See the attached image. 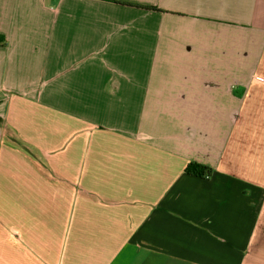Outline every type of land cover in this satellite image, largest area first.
<instances>
[{
    "label": "crops",
    "instance_id": "obj_1",
    "mask_svg": "<svg viewBox=\"0 0 264 264\" xmlns=\"http://www.w3.org/2000/svg\"><path fill=\"white\" fill-rule=\"evenodd\" d=\"M0 264H264V0H0Z\"/></svg>",
    "mask_w": 264,
    "mask_h": 264
},
{
    "label": "trees",
    "instance_id": "obj_2",
    "mask_svg": "<svg viewBox=\"0 0 264 264\" xmlns=\"http://www.w3.org/2000/svg\"><path fill=\"white\" fill-rule=\"evenodd\" d=\"M116 3L124 5V6L138 7V8L140 7V8H143L145 10H149V11H158V12L161 11L160 9H158L154 6H140V5H135V4L127 3V2H116ZM186 171L189 174L196 175L199 177H204L205 175L211 173L210 168L196 164V163H190V165L187 167Z\"/></svg>",
    "mask_w": 264,
    "mask_h": 264
}]
</instances>
